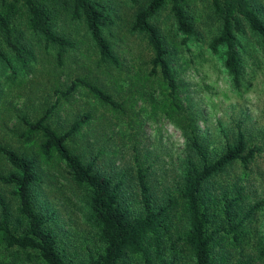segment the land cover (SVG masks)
<instances>
[{"label":"rangeland","instance_id":"374dc122","mask_svg":"<svg viewBox=\"0 0 264 264\" xmlns=\"http://www.w3.org/2000/svg\"><path fill=\"white\" fill-rule=\"evenodd\" d=\"M46 1L56 11L53 29L67 40V45L47 43L26 28L22 16L12 22V44L20 49L23 59L12 44L0 38V174L17 172L5 151L35 161L37 179L31 187L32 203L36 212L45 216L46 226L54 230L57 250L65 263L80 264L103 251L90 219V191L74 181L57 156L49 161L42 159V137L29 133L28 123L47 115V125L65 133L87 113L90 116L86 124L67 138L68 147L83 164L93 162L96 171L119 182L121 199L131 214H138L140 209L136 170H144L153 207L169 204L174 209L170 240L164 238L162 248L164 257L175 258V264L193 262L178 239L188 228L181 198L187 162L192 159L202 165L189 147V132L195 133L212 161L236 142L239 125L248 146L257 145L260 150L247 167L239 161L231 162L207 182L205 191L211 192L218 214L213 226H219L220 234L226 237V264L241 259L263 264L264 43L260 36L247 26L238 35L234 48L240 72L234 81L224 64L226 47L220 46L215 52L210 46L220 29L211 0H186L184 9L195 30L186 44L177 31L170 3H166L152 22L171 51L169 66L183 108L170 117L162 103L163 84L152 71L153 49L143 33L131 29L136 13L150 0H92L103 5L110 18L103 35L118 64L100 56L83 21L72 16L71 0H65L66 6L65 1ZM251 1L260 6L264 20V0ZM80 80L104 90L119 108L95 99ZM70 87L74 89L70 91ZM15 190V184L0 180L10 226L20 233L23 225L17 220ZM223 196L237 199V239L222 221ZM31 252L33 258L27 259L24 251L0 245V258L5 264H43ZM130 261L143 264L136 257H130Z\"/></svg>","mask_w":264,"mask_h":264},{"label":"trees","instance_id":"16d2710c","mask_svg":"<svg viewBox=\"0 0 264 264\" xmlns=\"http://www.w3.org/2000/svg\"><path fill=\"white\" fill-rule=\"evenodd\" d=\"M65 3L66 6L68 2ZM166 3H170L177 31L181 34V41L186 44L195 33L193 20L184 9L186 0H150L144 9L136 13L131 29L143 33L153 49L152 71L163 84L162 103L168 116L173 117L183 108L178 95V85L169 66L168 55L171 51L167 49L159 36L157 26L152 22V18ZM211 5L220 22L218 34L210 42L211 49L216 52L220 46L226 47L224 64L232 79L237 81L240 60L234 46L238 44V35L244 32L246 26L259 35L264 43L261 8L251 0H211ZM69 8L74 18L83 21L100 56L110 63L118 64L116 55L103 35V28L110 22L105 7L95 4L92 0H71ZM16 16H22L26 28L41 36L47 43H57L60 46L68 44L64 37L54 31L56 11L46 0H0V38H4L7 45L12 44V22ZM11 47L15 52L18 51V57L23 59V54L19 53L20 49L13 44ZM80 82L89 89L95 99L113 108H119V104L101 88L84 80ZM72 89L74 88H69L70 91ZM89 116L87 113L81 115L65 133H58L47 125V115L28 123L29 133H36L42 137L39 145L42 159L49 161L57 156L64 161L74 181L89 188L90 219L104 247L103 251L90 255L80 264H132L130 257L142 260L143 264H175V258L164 257L162 248L164 238L170 240L174 209L169 204L157 209L153 207L144 170L140 167L136 170L140 209L138 214H131L121 199L119 182H113L107 175L96 171L93 162L83 164L80 157L68 147L67 138L78 133ZM189 133V147L202 161V165L199 166L192 159L187 162L181 198L185 205L188 228L178 239L190 253L192 264H226L228 257L226 237L220 234L219 226H213L218 214L211 201V192L207 193L205 188L207 182L224 171L231 162L239 161L242 166L247 167L260 147L248 146L238 125L236 142L227 146L220 156L210 161L195 133L192 130ZM5 153L17 172L0 174V180L16 185L14 194L18 200L17 220L23 225V230L16 233L15 228L10 226V211L0 194V245L5 243L7 247H16L17 250L24 251L27 259L33 258L31 251H34L36 258L43 264H66L57 250L54 230L46 226L45 216L36 212L32 203L31 187L37 179L35 161L19 156L13 151ZM223 197L222 221L237 239L238 224L234 221L236 213L234 206L237 199L228 200L226 196ZM173 248L174 245L171 244V249ZM260 254L264 257V248L260 250ZM0 264H5L1 258ZM236 264L252 263L241 259Z\"/></svg>","mask_w":264,"mask_h":264}]
</instances>
